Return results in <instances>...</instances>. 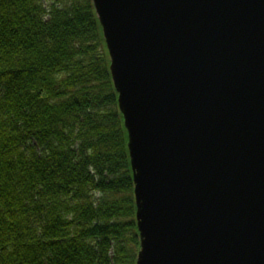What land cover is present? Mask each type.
<instances>
[{
	"label": "water",
	"instance_id": "water-1",
	"mask_svg": "<svg viewBox=\"0 0 264 264\" xmlns=\"http://www.w3.org/2000/svg\"><path fill=\"white\" fill-rule=\"evenodd\" d=\"M128 136L135 264H264V0H91Z\"/></svg>",
	"mask_w": 264,
	"mask_h": 264
},
{
	"label": "trees",
	"instance_id": "trees-1",
	"mask_svg": "<svg viewBox=\"0 0 264 264\" xmlns=\"http://www.w3.org/2000/svg\"><path fill=\"white\" fill-rule=\"evenodd\" d=\"M109 64L91 0H0V264H135Z\"/></svg>",
	"mask_w": 264,
	"mask_h": 264
}]
</instances>
